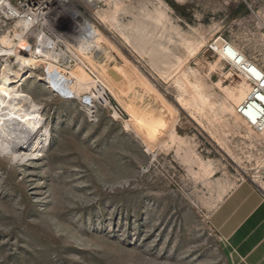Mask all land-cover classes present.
Masks as SVG:
<instances>
[{
	"label": "rangeland",
	"instance_id": "1",
	"mask_svg": "<svg viewBox=\"0 0 264 264\" xmlns=\"http://www.w3.org/2000/svg\"><path fill=\"white\" fill-rule=\"evenodd\" d=\"M73 8L110 44L89 49L97 68L109 79L114 69L123 79L117 89H129L120 101L101 86L100 97L55 91L47 82L56 74L43 64L35 69L41 79L23 81L42 119L43 147L33 161L0 158V264H235L210 215L242 180L264 190V138L234 114L221 116L224 95L207 77L239 73L245 58L264 69V0H65L47 34L67 39L52 48L67 71L81 61L70 38ZM14 24L0 17V36ZM185 39L202 42L194 55ZM85 70L97 79L87 63ZM180 74L203 81L216 105L201 111L185 95L190 107L182 110ZM154 90L177 119L175 133L151 150L121 101L159 106Z\"/></svg>",
	"mask_w": 264,
	"mask_h": 264
},
{
	"label": "bare ground",
	"instance_id": "2",
	"mask_svg": "<svg viewBox=\"0 0 264 264\" xmlns=\"http://www.w3.org/2000/svg\"><path fill=\"white\" fill-rule=\"evenodd\" d=\"M85 1L92 2L93 0ZM63 2L65 0H38V8L34 11L35 19L30 20L27 15H20L15 19L12 33L0 36V61L2 63L0 67V150L16 154L23 162L38 159V153L43 147L42 145L39 149L38 142L39 135L44 129L42 119L37 115L36 104L31 96L21 88L23 81L40 78L35 74V69L41 64L50 66V71L56 74L55 79L52 80V85H50L49 81L47 82L49 87L62 93H66V88H68L76 96H81L86 91L91 90L94 96L100 97L102 96V92L99 89L101 86L109 89L115 99L120 101L118 93H125L129 89L128 83L122 90L119 91L117 89L116 86L123 83V79L114 69L107 68V73L112 82L97 68L89 49L94 45V42L98 41H102L106 45L110 44L99 30H94L91 24L83 21L81 14L74 8L71 12L73 17H75L77 26L74 32L70 34V38L80 43L74 50L81 61L68 71L56 65L54 63L56 61L53 62L55 57L52 48L59 42H67V39H54L47 33L53 31L49 26L50 19L54 17L53 15H56L57 6L63 5ZM21 25H23L24 31L17 32L16 29L20 28ZM39 26L40 28L38 29ZM29 32L35 37L32 44L27 38ZM51 43L53 46L49 47ZM201 43L187 41L186 39L183 41L184 46L188 50V55H194L200 49ZM85 49H88L87 53ZM108 56L110 57L109 54ZM85 63L90 65L92 70L94 69L97 79H93L85 70ZM181 63L179 62L177 68L180 67ZM247 63L252 66L253 71H259L258 65L249 62L245 58L241 60L237 67L239 73L228 69L220 72L215 81L210 74L207 79L224 95V98L219 103L223 110L220 113L221 116L227 120L226 114H234L239 122L242 121L246 129L260 132V137L263 136L264 138V126L259 130L247 127L237 113V107L246 98L251 88L250 76L243 68L248 66ZM235 76L238 78L236 79ZM68 78L73 79L71 84H67L66 81H70ZM224 79H229V84L225 85ZM177 82L184 90V94L179 95L176 99V103L180 105L182 110L190 107L185 95H190L193 99L200 101L198 104L199 110L207 106L216 105L214 100L210 99V96L206 94V85L203 81L190 80L185 75L180 74L177 77ZM154 94L160 103L159 106L149 105L148 107H142L132 102L124 104L121 101L122 106L130 117L128 123L151 150H154L168 133H175L174 124L177 119V110L174 106L157 90H154ZM69 97L72 96L70 95ZM190 117L198 123V118L192 112ZM28 140L29 143L26 144ZM45 142H47V139H45Z\"/></svg>",
	"mask_w": 264,
	"mask_h": 264
},
{
	"label": "crops",
	"instance_id": "3",
	"mask_svg": "<svg viewBox=\"0 0 264 264\" xmlns=\"http://www.w3.org/2000/svg\"><path fill=\"white\" fill-rule=\"evenodd\" d=\"M235 264H264V197L257 184H235L210 215Z\"/></svg>",
	"mask_w": 264,
	"mask_h": 264
},
{
	"label": "built area",
	"instance_id": "4",
	"mask_svg": "<svg viewBox=\"0 0 264 264\" xmlns=\"http://www.w3.org/2000/svg\"><path fill=\"white\" fill-rule=\"evenodd\" d=\"M37 8L38 0H4V3H0V17L4 22L15 21L20 15H27L31 20L35 19L34 11ZM248 60L254 62L251 59ZM247 65L243 68L250 76L251 88L246 98L237 107V113L247 127L259 130L264 126V69L259 66V71L256 72L252 70L251 65L248 63ZM249 180L255 183L252 179ZM260 190L264 197V190L262 188Z\"/></svg>",
	"mask_w": 264,
	"mask_h": 264
},
{
	"label": "clouds",
	"instance_id": "5",
	"mask_svg": "<svg viewBox=\"0 0 264 264\" xmlns=\"http://www.w3.org/2000/svg\"><path fill=\"white\" fill-rule=\"evenodd\" d=\"M0 3H4V0H0ZM17 32H23L24 31V27L23 25L20 26V28L16 29ZM4 156H8L9 157V163L12 165H15L16 163H22L23 161L19 159V157L14 154V153H10V152H4L3 150H0V158L4 157Z\"/></svg>",
	"mask_w": 264,
	"mask_h": 264
}]
</instances>
